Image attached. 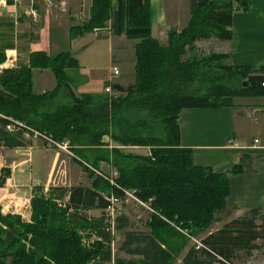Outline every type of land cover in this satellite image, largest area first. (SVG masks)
<instances>
[{"label": "trees", "instance_id": "obj_1", "mask_svg": "<svg viewBox=\"0 0 264 264\" xmlns=\"http://www.w3.org/2000/svg\"><path fill=\"white\" fill-rule=\"evenodd\" d=\"M190 1L188 24L181 31L170 30L164 45L152 35L150 0H117V8L114 0H92L90 20L71 29L72 40L104 29L111 21L116 36L125 34L137 41L135 83L113 84L112 95L78 97L70 90L68 72L80 67L70 52L50 56L34 52L29 66L2 72L0 115L23 122L57 143L68 142L93 182L91 188H72L66 205L35 196L31 223L0 210V264H111L112 236L105 231L107 197L124 198L126 190L150 203L153 213L148 232L125 233L121 251L131 260L115 264H234L240 252L251 256L264 242V209L249 210L198 239L219 217L231 214L227 209L230 175L248 170V159L243 157L224 173L196 166L192 150L182 145L181 112L232 108L239 98H264V66H232L228 55L196 53L199 41L232 40L235 12H250L253 0ZM10 46L1 49L0 65L6 62ZM36 70L54 74L53 91L34 92ZM65 88L71 102L61 104ZM9 123L0 118V145L27 146L26 132H7ZM130 148H147L150 154L138 155ZM102 163L118 173L115 185L110 183V172L99 170ZM91 210L102 214L90 217ZM129 225L127 217L116 220L118 230ZM80 233H87L88 239L97 236L93 248L83 246ZM192 239L202 244L199 250Z\"/></svg>", "mask_w": 264, "mask_h": 264}, {"label": "crops", "instance_id": "obj_2", "mask_svg": "<svg viewBox=\"0 0 264 264\" xmlns=\"http://www.w3.org/2000/svg\"><path fill=\"white\" fill-rule=\"evenodd\" d=\"M9 1L11 8H0V50L11 45L6 50V56L15 60L13 64H7V69L29 66L30 54L34 52H44L49 56L54 54L58 47H54L51 39L52 21L65 25L71 33L72 28L85 25L91 17L92 0L89 9H85L84 2L75 7L71 0H58L56 8L50 13L46 10L44 0H35L34 8L40 15L38 22L26 15L31 6L30 0H23L18 6L13 5V0ZM116 1L114 0V6L117 8ZM150 3L153 9L158 7L152 35L165 45L170 30L181 31L188 24L191 1L151 0ZM231 31L232 40L213 38L199 41L196 49L200 46L212 47L215 53L228 55V64L232 66H264V0H253L252 10L248 13L235 12ZM109 38H113V52L117 51L116 62L120 65L115 67L120 75L113 74V77L122 78L117 82L112 81V85H133L137 41L129 40L125 34L116 36L111 21L96 35L98 40ZM78 41H84L83 37L74 40L75 43ZM88 48L85 47L86 50ZM56 85V78L51 71H34L36 94L51 92ZM70 90L77 96L84 95L79 94L71 85ZM62 99L67 102L70 99L67 88L61 91L59 101ZM179 123L182 145L192 150L196 166L224 173L238 165L243 157L248 159V170L240 175H230L231 195L227 200V209L231 214L219 217L220 220L207 232L199 235V239L221 230L249 210L264 209V104L259 106L245 102L234 104L232 108L185 109L181 112ZM105 139V142H111L109 138ZM256 140L260 144H255ZM102 165H106L110 172L113 170L108 164ZM82 169V165L73 156L52 148L41 140L32 139L27 146L18 148L1 145V213L19 216L24 222L31 223V203L35 196L51 197L60 206L68 204L72 188L92 187L93 180L89 175L87 184L82 183V177L78 176ZM88 214L98 218L102 213L91 210Z\"/></svg>", "mask_w": 264, "mask_h": 264}, {"label": "rangeland", "instance_id": "obj_3", "mask_svg": "<svg viewBox=\"0 0 264 264\" xmlns=\"http://www.w3.org/2000/svg\"><path fill=\"white\" fill-rule=\"evenodd\" d=\"M71 2L75 7L81 6L82 2H84L85 9H89V4L91 3V0H71ZM155 7L156 8L154 9L151 7V10L153 12L152 26L154 19L156 20V18L158 17V7ZM102 30L104 29H97L94 31V33H89L88 36L83 37L84 41H82L81 43H79V41L75 43L74 40H72L71 38V33L69 32V29L65 25H59L56 21H52L51 23V39L54 47H58V49H55L53 55H57L63 52H70L76 55L77 57L80 67L78 69L69 70L68 75L70 79V85L73 86V88L77 90L79 94H89L93 96L104 95L106 85L109 82H117L122 79L121 77H113L114 68L120 67V65L116 62V56L118 55L117 51L113 52V38L99 40L96 39L95 33H99ZM85 47L89 48L86 50ZM211 48L212 47L200 46L196 49V53L200 57L214 54L215 50ZM127 54L128 53L126 52V55ZM4 64L6 65L7 61ZM131 78L133 81V76H131ZM70 102L71 98L68 102L64 99L60 100L61 104H67ZM245 102H252L260 106L264 104V98H239L235 100V104H241ZM127 150L138 155L150 154V151L147 148H130ZM99 170L107 174L110 172L106 165H102L101 168L99 167ZM78 176L82 177V183H89L90 179L88 177V173L84 169H82L81 174ZM9 192L11 193V191ZM99 214L96 213V215ZM150 215L151 214L144 208L136 207L132 202H126L123 200L119 216L127 217L130 225L126 227L125 230L116 229L115 231L112 243L114 261L131 260L130 257L126 256L121 251L122 244L125 240L124 235L127 231H134L137 233L148 232L149 229L147 227V223L150 220ZM87 233H80L81 237H83L82 244L85 248L91 249L94 247L96 240L86 242L85 239L87 238ZM192 245L193 244H191V246ZM239 255V258L234 261V264H264V242L258 243V249L252 253V256H247L245 252H242ZM248 258L250 261H248ZM138 259L139 258H136V260ZM179 260L180 259H178V261ZM114 261L111 264H115ZM7 264L11 263L8 262Z\"/></svg>", "mask_w": 264, "mask_h": 264}, {"label": "built area", "instance_id": "obj_4", "mask_svg": "<svg viewBox=\"0 0 264 264\" xmlns=\"http://www.w3.org/2000/svg\"><path fill=\"white\" fill-rule=\"evenodd\" d=\"M57 1L58 0H44L47 12L50 13L54 8H56ZM30 2H31V6L27 10L26 15L32 21L38 22L40 20V15H39V12L34 8L35 0H30ZM22 3H23V0H13L14 6L21 5ZM62 5L64 6V4H62ZM11 6L12 5H11L9 0H0V8L5 10V9L11 8ZM95 34L97 35V33H95ZM14 62H15V60L12 57L9 56L7 58V64H13ZM7 64L6 65H0V75L2 74V72L4 70L7 69ZM114 75L115 76L120 75V72L117 68H114ZM263 87H264V84H263ZM104 92L107 95L113 94L112 82L108 83ZM0 118L7 119L10 122L8 124V126L6 127L7 132L13 134V133H16L18 131H24V132H26L25 136L27 139L41 140L44 143H47L48 146H50L52 148H56L60 151H63L65 153L73 156V153L70 150V146H69L68 142L57 143L52 138L44 136V135L40 134L39 132H36L34 130L29 129V127L27 125H25L23 122L16 121L12 118H6L2 115H0ZM255 144H260V141L256 140ZM0 147H1V145H0ZM89 168L92 171H94L97 176H103L100 171L94 170L91 167H89ZM109 177H110V183L112 185H115V180L118 177V173L115 171H111ZM107 200H108L109 204H108V207L105 209V217H106V229H105V231L112 236V243H113V237L115 235V231L117 229L116 228V220L119 217L120 208H121V205L123 203V200L126 202H132L136 207L144 208L149 213H153V210L150 206V203L143 202L141 199H139L137 197V195L133 191H127V190L124 191V198L117 197L116 195H111V196L107 197ZM85 240L87 242V241H91V240L92 241L98 240V238L95 234H93L92 239L86 238ZM192 243L196 246L197 250H199L202 247V244L197 239H192ZM111 247H112V244H111Z\"/></svg>", "mask_w": 264, "mask_h": 264}, {"label": "water", "instance_id": "obj_5", "mask_svg": "<svg viewBox=\"0 0 264 264\" xmlns=\"http://www.w3.org/2000/svg\"><path fill=\"white\" fill-rule=\"evenodd\" d=\"M245 86H248V83H245Z\"/></svg>", "mask_w": 264, "mask_h": 264}]
</instances>
